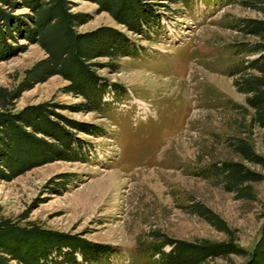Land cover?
<instances>
[{
  "label": "rangeland",
  "instance_id": "1",
  "mask_svg": "<svg viewBox=\"0 0 264 264\" xmlns=\"http://www.w3.org/2000/svg\"><path fill=\"white\" fill-rule=\"evenodd\" d=\"M138 1L150 13L149 25L140 27L139 34L99 12L92 0L70 1L71 12L90 16L77 33L114 29L133 53L117 58L114 72L103 68L106 58L92 60L91 71L107 86L100 111L79 112L83 99L66 93L68 82L59 76L14 101L13 113L46 105L50 121L65 128L63 120H70L87 131L67 128L75 139V160L52 161L12 179L0 177V220L87 242L100 252L98 264H152L137 247L159 242L156 234L183 242H225L230 237L233 245L249 252L264 224V143L262 131L250 126L246 95L233 86L236 77L228 70L239 60L256 57L233 56L230 46L257 41L232 27L238 19L264 20L260 4ZM13 2L12 10L2 6L16 17L0 38V86L6 89H13L23 72L44 57L22 37L33 11L22 0ZM35 138L53 142L42 134ZM236 138L246 140L263 165L234 154L228 143ZM216 162L240 163L262 177L248 183L252 199H237L221 183L201 176ZM0 172L7 171L0 167ZM196 203L215 214L229 234L190 213ZM74 258L78 264H93L78 254ZM244 261L231 254L204 264Z\"/></svg>",
  "mask_w": 264,
  "mask_h": 264
},
{
  "label": "trees",
  "instance_id": "2",
  "mask_svg": "<svg viewBox=\"0 0 264 264\" xmlns=\"http://www.w3.org/2000/svg\"><path fill=\"white\" fill-rule=\"evenodd\" d=\"M22 1L34 13L29 18L30 24L22 28V37L37 45L44 57L23 72L13 89L0 86V167L7 171L6 175L0 172V177L10 179L52 161L75 160L74 148H71L75 139L67 133V128L87 131L70 120H63L65 128L50 121L46 105L28 106L13 113V103L19 95L52 76H59L68 82L66 93L83 99V103L77 105L79 112L100 111L101 96L107 86L91 71L92 60L106 58L103 68L114 72L115 60L133 53V47L114 29L99 27L91 32L77 33L75 29L88 22L90 16L71 12V0ZM92 1L99 12H107L130 32L139 34L140 27L149 25L150 13L144 11L138 0ZM13 3V0H0V38L9 25L13 27L16 23L12 20L16 17L2 8L5 6L12 10L15 5ZM258 3V11L264 16V0H258ZM232 29L242 36L257 39L256 42H239L230 46L233 56L246 57L253 54L256 57L232 64L228 74L236 77L233 86L237 91L246 95L245 104L252 111L250 126L262 131L264 143V20L238 19ZM1 58L3 56L0 52ZM247 71L252 74H246ZM36 134H42L53 142L39 140L35 138ZM228 144L231 151L241 159L263 165L246 140L236 138ZM201 176L221 183L223 189L237 199H252L248 183L262 180L260 175L242 164L231 162L209 164L201 171ZM190 213L202 218L218 231L229 234L224 223L201 204H194ZM154 238L160 241L137 247L139 253L152 260V264H204L207 259L225 258L231 254L245 257L244 264H264V224L252 250L245 253L233 245L230 237L225 242H183L157 234ZM74 239L61 233L0 220V264H78L75 254L85 263L98 264L102 261L95 246ZM165 246H169L167 252L163 250Z\"/></svg>",
  "mask_w": 264,
  "mask_h": 264
}]
</instances>
